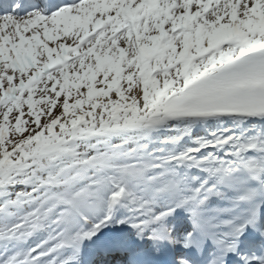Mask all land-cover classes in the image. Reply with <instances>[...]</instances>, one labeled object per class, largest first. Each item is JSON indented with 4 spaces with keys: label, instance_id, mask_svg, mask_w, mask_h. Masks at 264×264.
<instances>
[{
    "label": "snow or ice",
    "instance_id": "6c2138e0",
    "mask_svg": "<svg viewBox=\"0 0 264 264\" xmlns=\"http://www.w3.org/2000/svg\"><path fill=\"white\" fill-rule=\"evenodd\" d=\"M0 264H264V0H0Z\"/></svg>",
    "mask_w": 264,
    "mask_h": 264
}]
</instances>
